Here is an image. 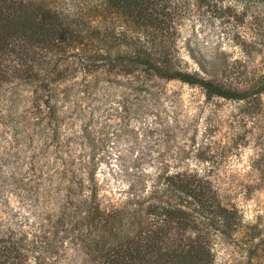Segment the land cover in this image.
<instances>
[{"label": "rangeland", "instance_id": "obj_1", "mask_svg": "<svg viewBox=\"0 0 264 264\" xmlns=\"http://www.w3.org/2000/svg\"><path fill=\"white\" fill-rule=\"evenodd\" d=\"M44 1L90 35L114 28L129 58L148 45L178 70L251 95L212 96L138 62L86 71L82 55H105L87 38L61 60L45 58L57 71L40 74L48 88L9 76L0 82V250L13 247L22 264H104L100 237L139 240L158 222L145 202L162 199L155 183L179 174L206 201L188 241L210 257L190 264H264V0H180L152 48V29L97 16L99 0Z\"/></svg>", "mask_w": 264, "mask_h": 264}, {"label": "trees", "instance_id": "obj_2", "mask_svg": "<svg viewBox=\"0 0 264 264\" xmlns=\"http://www.w3.org/2000/svg\"><path fill=\"white\" fill-rule=\"evenodd\" d=\"M99 1L101 10L97 16L102 15L105 10L115 17H121L128 26L133 23L135 28L143 29L144 32L152 29L150 34L152 37L147 39V44L151 48L162 32L168 33L173 29L172 24L175 21L173 10L179 9L180 2V0ZM48 4V1L44 0H0V82L8 80L10 76L39 83L48 88L46 83L49 80L42 78V75L40 77V74L43 71L47 74L57 71L52 67L45 70L47 68L45 58L51 54L58 55L61 60L68 48L73 45L76 47L79 41L83 43L87 38L85 44L95 46L99 51H104L105 55L95 54V58L89 54L82 55L81 59L89 61L84 66L86 71L102 66H107L111 70L124 68L129 71L132 65L138 62L160 76L200 85L212 96L243 99L251 95L248 91L228 89L198 75L178 70L173 66L168 52L161 50L162 46L158 49L159 46L156 45L154 49L161 50L158 56L147 50L148 45H145L146 48L139 46L135 50V56L129 58V55L117 49L121 43L114 28L91 26L94 36L90 35L88 28L81 27L77 20L63 16ZM95 31L100 35L103 32L104 46L100 44L101 39L97 40L99 37ZM94 60L103 61L105 64L96 65L97 62ZM7 61L10 64L6 65ZM58 74L63 75L62 72ZM154 189L160 193L162 199L157 200L151 195L145 202H148L151 213L157 215L158 222L147 229L139 240L131 243L122 242L119 231L109 235L111 238L101 236L96 246L101 244L100 250H105L104 264H190L192 260L199 259L207 262L210 253L201 240H193L190 246L188 241L190 231L199 228L197 215L200 211L197 210L203 208L206 203L203 193L195 192L190 179L179 174L168 175L160 185L155 183ZM188 203L191 205H187ZM175 241L176 244H173ZM15 253L17 252L11 246L0 250V264H22L23 260Z\"/></svg>", "mask_w": 264, "mask_h": 264}]
</instances>
